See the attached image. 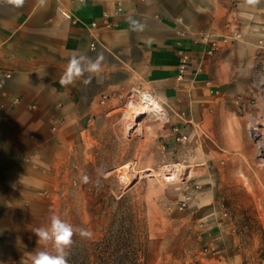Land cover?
<instances>
[{
  "label": "crops",
  "instance_id": "obj_1",
  "mask_svg": "<svg viewBox=\"0 0 264 264\" xmlns=\"http://www.w3.org/2000/svg\"><path fill=\"white\" fill-rule=\"evenodd\" d=\"M204 35L217 43L212 57L201 56ZM100 53L101 71L60 85L72 55ZM182 85L186 104L189 91L192 100L216 92L221 105L247 104L264 86V0H0V264H30L45 250L34 234L43 202L101 102L151 88L168 101V86Z\"/></svg>",
  "mask_w": 264,
  "mask_h": 264
},
{
  "label": "rangeland",
  "instance_id": "obj_2",
  "mask_svg": "<svg viewBox=\"0 0 264 264\" xmlns=\"http://www.w3.org/2000/svg\"><path fill=\"white\" fill-rule=\"evenodd\" d=\"M254 91L232 106L216 92L197 101L189 91L186 104L183 85L168 86V101L151 88L101 102L43 202L44 226L55 214L92 234H74L68 264H264V155L251 130L264 121V86ZM141 94L162 100L168 120L132 106ZM171 163L204 171L173 184L163 169Z\"/></svg>",
  "mask_w": 264,
  "mask_h": 264
},
{
  "label": "clouds",
  "instance_id": "obj_3",
  "mask_svg": "<svg viewBox=\"0 0 264 264\" xmlns=\"http://www.w3.org/2000/svg\"><path fill=\"white\" fill-rule=\"evenodd\" d=\"M24 0H9L16 6H21ZM254 3L255 0H248ZM129 26L133 31H142L144 25L136 20L130 19ZM104 56L98 54L95 59L87 55H72L67 66L59 80L61 86L73 84L78 78L84 76L85 73H97L101 71ZM90 80H84L89 83ZM78 233L83 238H91V232L85 228L74 227L68 222L62 220L59 216L53 214L49 217V223L46 226L34 229V234L38 238V242L44 244L51 243L53 251L36 250L30 253V264H68V250L73 244V236Z\"/></svg>",
  "mask_w": 264,
  "mask_h": 264
},
{
  "label": "bare ground",
  "instance_id": "obj_4",
  "mask_svg": "<svg viewBox=\"0 0 264 264\" xmlns=\"http://www.w3.org/2000/svg\"><path fill=\"white\" fill-rule=\"evenodd\" d=\"M135 96H138V93L134 94ZM132 101V106H140V104L142 105H146L144 106V110L151 108V111H154L155 113L159 114V116L161 117L162 120H168V114L165 112V108L163 107V101L158 99L157 97H155L154 95H150V94H141V97L139 99L138 102H134V99L131 98ZM163 102V103H162ZM130 108V107H129ZM129 108L126 109V111L123 113L124 118H128L131 113L129 110ZM133 109V107H131ZM131 110V109H130ZM114 114V113H111ZM262 126V128L260 129L259 124ZM256 123L252 130V136L257 140L256 143V151L259 155H264V121L262 122H258ZM202 165H198L196 167L193 166H184L181 163H171L168 164L167 166H165L163 169L166 172L168 170V176L170 178V180H172L175 183L178 182H186L189 178H196L198 177L202 171H204V168L202 167ZM155 172L154 170H146L145 172ZM184 172L187 173L186 175H184ZM202 193H198L196 195L195 200L191 199V201L194 202H198L199 200H202Z\"/></svg>",
  "mask_w": 264,
  "mask_h": 264
},
{
  "label": "built area",
  "instance_id": "obj_5",
  "mask_svg": "<svg viewBox=\"0 0 264 264\" xmlns=\"http://www.w3.org/2000/svg\"><path fill=\"white\" fill-rule=\"evenodd\" d=\"M123 12V9L122 8H117L116 10H112L105 18V22H104V26H105V29L108 30V31H111L114 29V26L112 24L109 23V20L111 18H114L116 16H118L120 13ZM91 26L92 28L96 29V28H99V24L95 21H93L91 23ZM202 43L204 45H206L208 47L207 50L203 51V53L201 54V56H205V57H212L215 53H216V50H217V43L215 41L212 40L211 36L209 35H204L202 37ZM97 47V43L94 42L93 45H92V48L95 49ZM186 71H187V67H183L180 69V75H179V78L180 79H183L184 75L186 74ZM167 174H168V170L166 171ZM191 199L192 197L189 195V194H185L183 196V198L180 200L179 202V209L180 211H184L186 210L190 203H191Z\"/></svg>",
  "mask_w": 264,
  "mask_h": 264
}]
</instances>
